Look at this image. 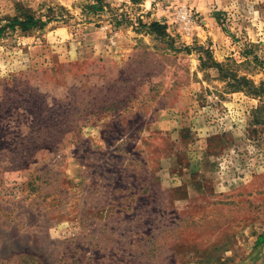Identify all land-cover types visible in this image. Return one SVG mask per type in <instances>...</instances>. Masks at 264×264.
<instances>
[{
	"label": "rangeland",
	"instance_id": "374dc122",
	"mask_svg": "<svg viewBox=\"0 0 264 264\" xmlns=\"http://www.w3.org/2000/svg\"><path fill=\"white\" fill-rule=\"evenodd\" d=\"M254 55L264 0H0V264H264Z\"/></svg>",
	"mask_w": 264,
	"mask_h": 264
},
{
	"label": "trees",
	"instance_id": "16d2710c",
	"mask_svg": "<svg viewBox=\"0 0 264 264\" xmlns=\"http://www.w3.org/2000/svg\"><path fill=\"white\" fill-rule=\"evenodd\" d=\"M35 18H31L30 16L25 20L23 21L22 23L23 24H28L32 21V23H36L35 21ZM18 21V20H17ZM153 25H156V23H154ZM255 45V44H251L250 48L248 49V51H245L246 53V56H249L253 53V51L251 50V47ZM256 64L260 65L261 67L264 68V58L261 59L259 58L257 55H254V60H253ZM246 86H243L241 84L240 81H238V87L240 89H245V91L252 95V96H255V97H264V80L259 84V85H256L254 82L250 81V80H247L246 81ZM260 242L263 243L264 242V234L261 236V239H260Z\"/></svg>",
	"mask_w": 264,
	"mask_h": 264
},
{
	"label": "built area",
	"instance_id": "2783aa9c",
	"mask_svg": "<svg viewBox=\"0 0 264 264\" xmlns=\"http://www.w3.org/2000/svg\"><path fill=\"white\" fill-rule=\"evenodd\" d=\"M177 19L180 21L181 27L186 36H191L196 25L195 17L192 11L189 10L187 7H182L181 10L178 12Z\"/></svg>",
	"mask_w": 264,
	"mask_h": 264
}]
</instances>
